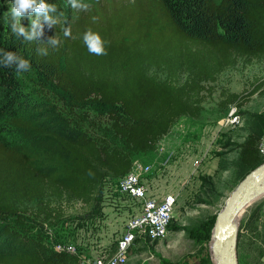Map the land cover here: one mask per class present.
Listing matches in <instances>:
<instances>
[{"label": "trees", "instance_id": "16d2710c", "mask_svg": "<svg viewBox=\"0 0 264 264\" xmlns=\"http://www.w3.org/2000/svg\"><path fill=\"white\" fill-rule=\"evenodd\" d=\"M21 24L31 30V22ZM89 30L106 42L107 55L89 53L83 41ZM35 31L32 40L13 32L0 8V264H77V256L26 233L28 207L49 219L53 201L90 203L107 178L132 171V154L156 151L178 120L199 119L210 84L264 58V0H94L74 11L58 37L39 25ZM29 70L64 93L72 109L89 103L109 109L110 131L123 148L106 136L36 129L28 115L34 97L20 83ZM240 98L230 94L226 101ZM9 132L23 140L9 141ZM240 159L249 171L259 166L258 136L248 135Z\"/></svg>", "mask_w": 264, "mask_h": 264}, {"label": "rangeland", "instance_id": "374dc122", "mask_svg": "<svg viewBox=\"0 0 264 264\" xmlns=\"http://www.w3.org/2000/svg\"><path fill=\"white\" fill-rule=\"evenodd\" d=\"M93 1L75 0L73 6L71 0H38L55 8L47 13L49 19L44 14L31 13L21 22L35 21L45 32L58 37L63 28L71 27L74 11L91 6ZM11 3L12 0H0L4 14L10 11ZM9 22L13 23L11 19ZM20 83L34 97L36 108L29 110L28 115L36 129L67 138L79 133L106 136L111 146L123 148L121 140L110 131L114 114L109 109L92 103L72 109L69 98L33 70L21 74ZM210 86L213 92L205 93L199 119L178 120L156 151L132 154L134 165L151 167L145 175L151 195L175 193L179 199L166 237L157 242H136L127 264H217L212 252L217 217L237 186L255 170L249 171L240 159L241 146L249 134L259 137V166L264 164V58L226 70ZM230 94L241 98L228 104ZM233 109L240 115V123L223 125ZM116 111L121 113L120 109ZM6 138L23 140L11 132ZM117 182L118 179L107 178L97 187L90 203L53 201L50 208L56 212L49 219L30 205L24 216L26 233L43 239L53 249L59 244L75 246L82 254L96 241L113 243V250L128 220L138 212L137 203L116 191ZM236 222L238 264H264V196L253 199Z\"/></svg>", "mask_w": 264, "mask_h": 264}, {"label": "built area", "instance_id": "2783aa9c", "mask_svg": "<svg viewBox=\"0 0 264 264\" xmlns=\"http://www.w3.org/2000/svg\"><path fill=\"white\" fill-rule=\"evenodd\" d=\"M240 118L233 109L223 125L235 126L240 123ZM196 164L200 165V162L196 161ZM149 172L150 166L145 167L141 163H136L129 174L118 179L116 191L137 203L138 212L128 220L122 236L114 243L113 250V243L104 245L97 244L96 241H92L91 249L82 254L77 252L75 246L59 244L54 250L77 256V264H127L136 242L142 240L157 242L166 237L174 219L179 196L175 193L163 197L151 195L145 176Z\"/></svg>", "mask_w": 264, "mask_h": 264}, {"label": "water", "instance_id": "95a60500", "mask_svg": "<svg viewBox=\"0 0 264 264\" xmlns=\"http://www.w3.org/2000/svg\"><path fill=\"white\" fill-rule=\"evenodd\" d=\"M264 182V164L257 167L237 186L217 217L213 250L217 264H238L237 226L233 224Z\"/></svg>", "mask_w": 264, "mask_h": 264}, {"label": "clouds", "instance_id": "9594fccd", "mask_svg": "<svg viewBox=\"0 0 264 264\" xmlns=\"http://www.w3.org/2000/svg\"><path fill=\"white\" fill-rule=\"evenodd\" d=\"M73 6H75V0H71ZM49 11H55V8L49 6L38 0H12L10 11L5 13V20L8 22L9 19L13 21L11 24L12 31L18 35H24L27 40H32L37 35L35 29L37 28V23L31 21V30H26L22 24L21 20L28 16L30 18L31 13L44 14L45 19H49L47 13ZM70 31H66L65 35L70 36ZM84 44L87 46L89 53L100 56L107 55V49L105 48V41L102 37L91 30L87 31L84 35ZM53 44L56 43L55 40L52 41ZM15 59L13 56L9 55L8 60L12 61ZM24 61L20 62V67H25Z\"/></svg>", "mask_w": 264, "mask_h": 264}, {"label": "bare ground", "instance_id": "6f19581e", "mask_svg": "<svg viewBox=\"0 0 264 264\" xmlns=\"http://www.w3.org/2000/svg\"><path fill=\"white\" fill-rule=\"evenodd\" d=\"M260 195H263L264 196V182L257 188V191L255 192V194L251 197V199H250V201H249V203H251V201L253 200V199H257V198H259V196ZM244 210V209H243ZM242 210V211H243ZM242 211H241V213H242ZM240 213V214H241ZM240 216V215H239ZM239 218V217H238ZM237 221V220H236ZM234 222V226L236 227V225H237V222ZM215 240V239H214ZM212 252H213V254L215 255V253H214V250H213V247H212ZM215 260H216V263H217V256L215 255Z\"/></svg>", "mask_w": 264, "mask_h": 264}]
</instances>
